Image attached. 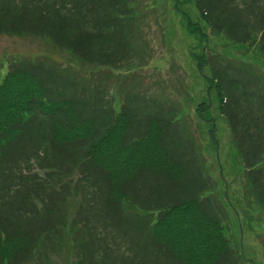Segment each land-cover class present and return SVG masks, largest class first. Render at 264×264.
Returning <instances> with one entry per match:
<instances>
[{
  "label": "trees",
  "instance_id": "16d2710c",
  "mask_svg": "<svg viewBox=\"0 0 264 264\" xmlns=\"http://www.w3.org/2000/svg\"><path fill=\"white\" fill-rule=\"evenodd\" d=\"M193 1L205 29L185 21L205 37L191 56L209 96L195 117L227 123L255 209L238 217L215 126L220 191L174 102L128 94L115 110L105 88L88 92L21 58L0 78V264H50L68 243L73 264H264L244 235L253 216L264 234V71L211 48L206 32L264 60V0ZM139 2L0 0V33L47 37L79 62L127 69L144 40Z\"/></svg>",
  "mask_w": 264,
  "mask_h": 264
},
{
  "label": "rangeland",
  "instance_id": "374dc122",
  "mask_svg": "<svg viewBox=\"0 0 264 264\" xmlns=\"http://www.w3.org/2000/svg\"><path fill=\"white\" fill-rule=\"evenodd\" d=\"M174 1L181 3L182 11L174 9ZM139 31L141 29L144 40L136 42L132 55L126 59L121 69L102 68L95 64L79 62L77 58L67 50L55 46L47 37L16 35L0 33V78L8 69L10 61L21 58L41 60L48 66H53L75 80L78 87L85 85L88 92H94L99 88L107 90V96L113 98V107L119 108L126 95L131 98L138 95L152 97L160 102L178 107L177 117L184 116L185 135L200 149L206 157V167L212 177H215L218 188L223 185L218 171L217 162L214 160V152L208 147L207 131L215 126V135L218 138L219 148L216 159L221 156V167L225 171L226 178L231 177L229 184L230 195H236L238 217L243 218L252 209V198L247 196L245 181L239 172L238 156L227 123L221 116L211 118L205 122L195 117V108L200 103L208 102L206 82L199 73L197 63L191 56V51H198L195 46L205 37L188 32L187 21L189 17L193 22L200 23L205 29V24L198 16L193 0H140L137 4ZM184 12L186 15H184ZM141 27V28H140ZM211 48L223 52H231L246 62H252L257 70L264 71V60L260 57L255 60L247 49H237L227 37L209 31L206 28ZM201 39V40H200ZM139 40V39H138ZM214 49V48H213ZM236 49V50H235ZM124 68L126 70H124ZM212 107L215 103L209 99ZM132 105L136 108L143 105L139 99H133ZM214 115V113H212ZM206 133L207 137L204 135ZM210 146V145H209ZM199 152V151H198ZM201 157V156H200ZM249 201V203H248ZM250 227L245 225L244 235L249 250H255V258L264 263V234L262 227L253 216L248 221ZM75 257L70 244H66L59 253L52 256L50 264H73ZM257 262V261H256ZM258 263V262H257Z\"/></svg>",
  "mask_w": 264,
  "mask_h": 264
}]
</instances>
